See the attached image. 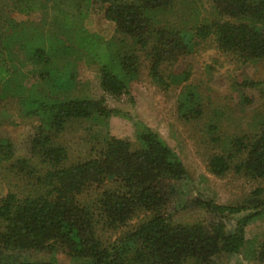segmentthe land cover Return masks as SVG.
<instances>
[{
  "label": "trees",
  "instance_id": "16d2710c",
  "mask_svg": "<svg viewBox=\"0 0 264 264\" xmlns=\"http://www.w3.org/2000/svg\"><path fill=\"white\" fill-rule=\"evenodd\" d=\"M209 1L212 9L200 0H75L77 9L97 12L112 23L116 35L102 45L80 34L75 41L99 65L102 91L116 96L129 94L144 64L166 86L168 69L201 45L238 64L263 60L264 0ZM46 8L47 0H0V110L15 99L19 116L35 123L25 156L0 135V182L5 180L7 192L0 199V264H63L30 258L54 252L70 264H214L216 257L241 254L264 264V240L245 236L247 226L264 214L261 187L240 205H219L198 195L191 203L210 218L174 225L167 209L187 172L155 132L139 131L136 147L89 135L83 151L71 159L64 135L73 124L107 120L113 111L102 99L73 96L74 71L68 72L73 46L52 39L50 56L43 45L46 34L11 19L13 13L31 16ZM60 15L58 30L71 28V16ZM18 55H24L26 72L40 81L33 87L37 91L22 85ZM248 85L263 102L264 82ZM184 99L182 117L196 118L199 111L189 106L194 94ZM262 119L258 133L235 137L210 154L206 172L219 181L233 174L264 180ZM243 212L227 230L223 220Z\"/></svg>",
  "mask_w": 264,
  "mask_h": 264
},
{
  "label": "rangeland",
  "instance_id": "374dc122",
  "mask_svg": "<svg viewBox=\"0 0 264 264\" xmlns=\"http://www.w3.org/2000/svg\"><path fill=\"white\" fill-rule=\"evenodd\" d=\"M200 1L206 9H212L209 0ZM83 8L77 9L75 0H47L44 12L31 16L11 14V19L24 22L26 29L33 25L39 33L46 34L43 45L50 56L52 39L54 42V39L62 40L66 47L73 46L75 54L69 59L68 71H74L76 85L73 96L102 99L105 106L113 111L107 120H90L80 126L73 124L64 135L71 159L83 151V141L89 135L115 137L129 141L136 147L139 131L146 128L155 132L174 151L187 172L186 180L176 183L175 194L167 209L169 221L174 225H192L210 218L204 210L191 203L198 195L212 199L219 205H240L254 189L261 187L264 190V180H250L243 175L233 174L227 180L219 181L206 172V161L210 154L223 150L227 142L235 137H251L258 133L259 124L264 118V101L257 102V93L248 84L264 82V59L238 64L230 57L219 55L208 45H201L168 69L171 76L165 77L166 86L158 84L144 64L140 76L130 82L128 95H111L100 87L99 65L78 46L75 38L80 34L102 45L115 38L114 25L99 13L87 12ZM65 13L71 16V28L58 30L55 25L57 17ZM80 13L83 17H80ZM24 60V55H21L15 65L20 70L18 76L24 74L20 79L22 85L29 89L39 85L40 81L34 80L26 72L27 68L22 65ZM33 89L37 91V88ZM189 92L194 94L189 106L200 114L196 118L186 119L182 117L179 107ZM246 98L252 102L246 103ZM6 102L5 111L0 110V135L13 142L18 155L25 156L35 123L19 116L15 99L10 98ZM185 114L188 116L189 113ZM5 185V180L4 183L0 182V199L7 193ZM245 214L226 217L223 221L227 230H232L237 219ZM245 232L247 240H264V214L251 222ZM30 258H55L63 264H70L68 258L58 252L31 254ZM213 261L214 264H254L245 260L243 254L222 255Z\"/></svg>",
  "mask_w": 264,
  "mask_h": 264
}]
</instances>
